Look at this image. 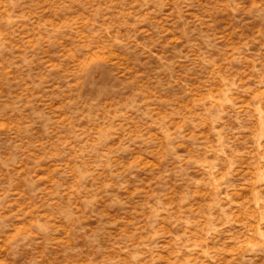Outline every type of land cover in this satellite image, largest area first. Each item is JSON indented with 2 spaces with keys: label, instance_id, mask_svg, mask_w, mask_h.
Here are the masks:
<instances>
[{
  "label": "rangeland",
  "instance_id": "rangeland-1",
  "mask_svg": "<svg viewBox=\"0 0 264 264\" xmlns=\"http://www.w3.org/2000/svg\"><path fill=\"white\" fill-rule=\"evenodd\" d=\"M0 264H264V0H0Z\"/></svg>",
  "mask_w": 264,
  "mask_h": 264
}]
</instances>
